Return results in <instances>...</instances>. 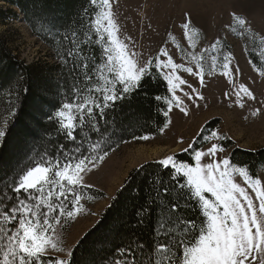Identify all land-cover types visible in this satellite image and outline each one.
I'll list each match as a JSON object with an SVG mask.
<instances>
[{"label": "snow or ice", "instance_id": "snow-or-ice-1", "mask_svg": "<svg viewBox=\"0 0 264 264\" xmlns=\"http://www.w3.org/2000/svg\"><path fill=\"white\" fill-rule=\"evenodd\" d=\"M116 3L87 0L75 14L77 19L63 29L42 18V27L58 46V59L70 68L74 82L48 111L44 102L36 106L40 119L54 126L57 139L49 141L51 149L29 153L0 176V264H74V249L66 244L64 231L88 213L87 203L96 198L87 177L109 155L110 137L101 121L107 124V114L118 102L130 101L149 83L162 80L168 94L155 100L164 105L158 108L165 118L163 132L172 123L174 109L188 115L186 100L199 107L197 101L204 99L182 74L196 78L203 87L206 75L219 72L232 86L239 107H244V98L256 99L246 84L238 82L239 66L234 65V55L224 50L223 39L196 51L202 34L190 17L181 26L187 47L169 33L180 62L167 46L142 60L132 38L122 34ZM230 15V32L264 45V37L254 33L243 15ZM93 47L99 49V56L93 54ZM245 51H249L247 45ZM249 62L264 77V68ZM5 71L0 65V74ZM23 80V76L17 78L15 100L9 99L7 115L0 117V146L5 145L10 123L17 116L21 95L30 91ZM225 96L231 99L229 93ZM259 113L257 109L254 114ZM137 138L150 139L147 135ZM201 139H206V148L193 140L183 150L190 152V162L174 154L157 161L168 171L169 181L157 177L152 182L154 199L167 203H163L151 247L133 237L117 247L105 264H264V179L226 154L220 143L226 136L211 131ZM193 205L199 221L182 212ZM148 211L147 207L138 210L140 223Z\"/></svg>", "mask_w": 264, "mask_h": 264}, {"label": "rangeland", "instance_id": "rangeland-1", "mask_svg": "<svg viewBox=\"0 0 264 264\" xmlns=\"http://www.w3.org/2000/svg\"><path fill=\"white\" fill-rule=\"evenodd\" d=\"M114 11L118 15L122 34L132 38L136 51L142 54V60L154 57L161 47L167 46L173 58L180 62L169 33L187 47L181 26L190 17L193 26L199 28L202 34L196 51L217 38L223 39L224 50L234 55V65L239 66L238 82L246 84L256 99L244 98V107H239L232 95V86L219 72L206 75L203 87L196 78L182 74L189 83L199 88L204 99L197 101L199 107L186 100L188 115L174 109L170 114L172 123L159 136L125 144L89 174L87 182L105 197L88 202V213L66 227L64 239L73 249L99 222L111 199L134 169L168 155L184 153L183 150L193 140L197 141L210 122L219 120L218 126L211 131H218L227 137L220 143L232 141L236 148L247 151L264 149V77L258 75L249 62H254V57L258 59L257 67L264 68V63H261L264 61V45L250 43L247 36L241 39L227 27L231 22L230 14L236 12L247 19L255 34L264 37V0H117ZM0 12V37L7 41L16 56L46 72L57 65L51 49L34 35L17 8L0 3ZM245 45L249 51H245ZM252 48H256L257 52L253 53ZM184 90L188 91L187 86ZM226 92L231 99L225 96ZM257 109H260L258 115L254 114ZM203 142L206 144L202 147L206 148V139ZM226 154L230 156L231 150H227ZM259 173L264 179V169Z\"/></svg>", "mask_w": 264, "mask_h": 264}, {"label": "trees", "instance_id": "trees-1", "mask_svg": "<svg viewBox=\"0 0 264 264\" xmlns=\"http://www.w3.org/2000/svg\"><path fill=\"white\" fill-rule=\"evenodd\" d=\"M0 3L17 8L23 14L24 21L30 30L51 49L57 60V65L47 72L28 65L16 56L7 41L0 37V65L8 69L0 74V116L7 115L10 107L9 99L15 100V92L19 88L16 80L19 76L24 77L21 83L30 90L21 95L17 116L10 123L5 145L0 146V176H3L18 162L22 163L29 153L44 148L51 149L52 145L49 141L57 139L52 133L54 126L47 119H40L36 106L44 102V109L48 111L51 105L59 103L61 93L70 89L74 81L70 75V68L58 59V46L42 27L43 19L63 29L77 19L75 14L87 4V0H0ZM92 52L99 56L98 48L93 47ZM253 60L254 63L258 61L254 57ZM167 94L165 83L157 80L134 94L130 101L118 102L115 110L108 112L107 124L103 120L101 124L108 129L109 155L129 142L141 140L137 137L159 136L162 133L160 128L165 118L158 108H163L164 105L156 101L155 96ZM37 119H40L39 125L36 123ZM218 122L219 120H215L205 127L197 139L198 146L202 147L206 144L201 137H205L207 132L216 128ZM222 144L227 150H231L230 156L234 162L246 163L255 172L264 169V149L247 151L236 148L232 141ZM176 158L190 162V152L180 153L176 155ZM157 177L162 178L165 183L169 181L168 171L163 169L157 161L143 164L129 174L122 187L111 199L110 205L100 216L99 222L74 247V264H105L106 259L117 247L127 243L133 237H138L151 247L163 203H167V201L157 202L154 199L152 182ZM90 192L96 197L94 201L105 197V194L98 189L92 188ZM144 207H147L149 211L142 217L143 223H140L141 217L137 216V212ZM182 212L188 219L197 221L201 219L194 205L191 208L182 209Z\"/></svg>", "mask_w": 264, "mask_h": 264}]
</instances>
